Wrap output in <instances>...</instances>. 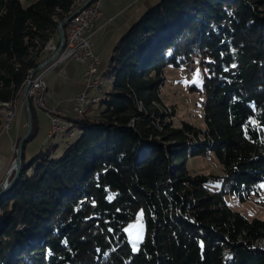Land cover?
<instances>
[{"label": "trees", "instance_id": "obj_1", "mask_svg": "<svg viewBox=\"0 0 264 264\" xmlns=\"http://www.w3.org/2000/svg\"><path fill=\"white\" fill-rule=\"evenodd\" d=\"M73 1L0 0V133L3 102L17 104ZM193 55L204 127L174 125L159 105L165 67ZM109 62L111 89L83 116L55 111L69 122L58 131L65 144L25 157L37 122L29 98L21 170L0 197V264H264L254 243L264 219L225 198L244 201L264 182V0H158L120 34ZM205 156L219 171L196 167ZM139 210L134 251L124 226Z\"/></svg>", "mask_w": 264, "mask_h": 264}, {"label": "rangeland", "instance_id": "obj_2", "mask_svg": "<svg viewBox=\"0 0 264 264\" xmlns=\"http://www.w3.org/2000/svg\"><path fill=\"white\" fill-rule=\"evenodd\" d=\"M32 1L33 0H21V3L23 5H27ZM125 1L102 0L101 6H103L101 9L118 8L121 3L123 5ZM157 1L158 0H144V3L143 1L136 3L138 10L135 12L132 22H134L148 7L155 4ZM131 23H128V25L124 27L122 31H119L111 42L109 40L111 27L100 31L96 36H94V38L92 37V41L95 42L94 50L99 59V63L95 69V78H97L100 82L102 91L97 92V90L93 88L85 87L84 83L82 82V72L84 65L74 59L56 61L52 64L53 60L56 59V55L51 61L47 62L40 70L34 73L31 81L34 77H36V75L42 73V80L44 81L45 86L42 89L34 91L35 94L33 93L32 95H29V98L34 101V106L37 112V122L33 136L27 140L25 144V157L31 156L34 152L38 151L48 142L52 143L59 141L58 147L65 144V140L67 138L66 135H63L58 131L67 127L64 126V124H66L68 121H65L59 127H55L54 131H52L49 135L56 132L57 133L50 138L47 137L50 127V114H55L59 110V112H72V107L75 104V97L79 91L86 90L89 94H98L99 97H103L105 96V92L111 89L112 77L108 76V73L106 74L105 72L110 68L109 59L112 53V48L120 34L126 30ZM111 25L112 23H110L108 27ZM55 39H57L56 33L54 34V40L51 39V41H49L50 44L55 45ZM100 40L102 41L99 42ZM44 49L45 50L42 55H50L54 51V47L51 48L50 45H47V43ZM196 57V59L195 57L192 58L191 61L193 63V67L190 69L187 68V65H169L166 66L164 70L163 83L159 88V96L161 100L159 105H162L163 109L165 110V119L172 121L174 125H178L181 121H188L194 125L204 127V121L202 117L203 102L200 100L202 99V96L201 93L195 88L196 86H200L202 83V70L198 62L200 57ZM196 69H200L201 73L199 83L192 82L193 73L196 71ZM5 103L7 102H3L4 106L6 105ZM23 106L25 107L22 95L17 104H14L12 107L6 106V109H3L4 131L0 133V182L5 177L7 169L12 162L10 159L17 144L16 132L18 130L20 134H22L24 131L26 132V122L24 123V117L21 113ZM9 112L13 113L12 116ZM83 114L84 112L81 116H83ZM7 125H9L8 130ZM196 167L204 171H219V166L216 164V162L212 158H206V156L197 158ZM225 198L231 208L239 211L247 218L259 217L264 219V182L260 183L257 191L248 195L244 201H240L234 194L227 195ZM140 213L141 211L139 210L135 217L125 224L124 230L127 229L129 225L137 224L138 222L143 225V221L140 218ZM125 233L127 240L133 248L134 244L132 238L126 231ZM254 243L261 248L264 246L263 239H260L257 242L254 241ZM137 246L138 244L135 245V247Z\"/></svg>", "mask_w": 264, "mask_h": 264}, {"label": "built area", "instance_id": "obj_3", "mask_svg": "<svg viewBox=\"0 0 264 264\" xmlns=\"http://www.w3.org/2000/svg\"><path fill=\"white\" fill-rule=\"evenodd\" d=\"M84 3L85 1L79 3L76 13L72 15L71 20L66 21L64 26L63 45L68 46V53H61L59 51L56 57H60L61 61L65 59H77V62L82 63L84 65L82 82L86 88H91V85H97V78H90V71L96 69L97 63H99L98 56L94 51L92 35L95 32L97 21L101 16L100 6L102 0H97V4L92 6V8H85ZM52 47H54V45H52ZM196 58L195 56V59ZM192 64L193 63L186 64L187 68H192ZM33 80H38V87L36 90L43 88V84L45 83L42 80V73L36 75ZM99 89H102V86H98V90ZM86 99H88L86 90H81L77 93L73 107L77 116L81 117L82 102ZM50 115L51 124L48 130L49 134L54 131L55 127L63 124L56 114Z\"/></svg>", "mask_w": 264, "mask_h": 264}, {"label": "water", "instance_id": "obj_4", "mask_svg": "<svg viewBox=\"0 0 264 264\" xmlns=\"http://www.w3.org/2000/svg\"><path fill=\"white\" fill-rule=\"evenodd\" d=\"M88 1H85L84 4H86ZM83 4V5H84ZM82 6V5H81ZM77 11V8L74 9L68 16L63 18L57 23L56 29H57V34H58V42L56 45H54V51L47 56L44 60L39 62L34 68L30 70L29 76L23 86V102L25 105V112H26V132L24 133L23 136L20 137L18 140L16 147L14 149V157L12 159V162L7 169V173L3 180L0 182V197L3 195V193L12 185L14 180L17 178L19 175V172L21 170V165H22V148H23V142L29 135L31 131V110H30V105H29V85L31 82V79L34 75V73L38 70H40L47 62L51 61L61 50L63 43H64V25L66 21ZM13 172L12 177L9 179L8 176L9 174ZM226 254V253H225Z\"/></svg>", "mask_w": 264, "mask_h": 264}, {"label": "crops", "instance_id": "obj_5", "mask_svg": "<svg viewBox=\"0 0 264 264\" xmlns=\"http://www.w3.org/2000/svg\"><path fill=\"white\" fill-rule=\"evenodd\" d=\"M142 1L144 3V0H126L123 3V5L121 3V5L118 8L101 9V16L99 17L97 21L96 29L92 37L94 38V36H96L100 31H103L104 29L111 27L110 36H109V40L111 42L119 31H122L124 27L128 25V23H131L133 21L135 12L138 10V6L136 5V3H140ZM102 6L100 7L102 8ZM110 23H112V25L108 27ZM102 40H103V37H102ZM102 40H100L99 42H101ZM94 43L95 42H93V44ZM54 62L55 61H53L52 64Z\"/></svg>", "mask_w": 264, "mask_h": 264}, {"label": "bare ground", "instance_id": "obj_6", "mask_svg": "<svg viewBox=\"0 0 264 264\" xmlns=\"http://www.w3.org/2000/svg\"><path fill=\"white\" fill-rule=\"evenodd\" d=\"M81 1H88L86 4H85V8H92V6L96 5L97 4V0H74L73 3L74 5H76L75 9L79 7V3ZM72 16L67 20H71ZM65 26V25H64ZM47 45H50V47H52L53 44H50V42H47ZM61 53H68V46L67 45H63L61 50H60ZM195 56H193L192 58H194ZM56 59H54L53 61H61V58L60 57H55ZM74 60H77V59H74ZM188 64L192 63L191 60H189L187 62ZM98 64V63H97ZM90 78H95V69H93V71H90ZM44 84H43V88H44ZM98 86H101L100 82L98 81L97 79V85H91V88L97 90V92H100L102 91V89H99L98 90ZM38 87V80H32L30 82V85H29V95H32L34 93V91H36ZM35 94V93H34ZM87 98L86 100H84L82 102V113L84 111V106L83 105H86V104H90V102H93V103H96L99 101L100 97L98 94H89L87 92ZM6 106L7 103H5ZM13 111V110H12ZM13 113H11V116H12ZM69 125V122H67L66 124H64V126H68ZM9 127V125H7V128ZM59 127V126H58Z\"/></svg>", "mask_w": 264, "mask_h": 264}, {"label": "snow or ice", "instance_id": "obj_7", "mask_svg": "<svg viewBox=\"0 0 264 264\" xmlns=\"http://www.w3.org/2000/svg\"><path fill=\"white\" fill-rule=\"evenodd\" d=\"M205 72H207L208 70L205 69ZM200 69H196V71L193 73V83H199L200 82ZM140 218H143V212L140 213ZM125 231L129 234V236L132 238L133 240V250H137L135 245L138 244L142 239H143V225L141 223H137V224H133V225H129V227L127 229H125Z\"/></svg>", "mask_w": 264, "mask_h": 264}]
</instances>
